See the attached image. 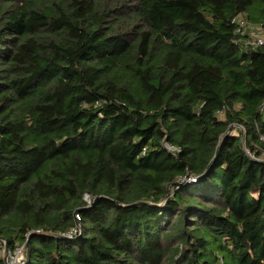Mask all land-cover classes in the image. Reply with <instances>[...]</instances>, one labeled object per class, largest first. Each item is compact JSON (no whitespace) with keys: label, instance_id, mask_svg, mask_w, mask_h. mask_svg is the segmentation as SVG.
<instances>
[{"label":"trees","instance_id":"obj_1","mask_svg":"<svg viewBox=\"0 0 264 264\" xmlns=\"http://www.w3.org/2000/svg\"><path fill=\"white\" fill-rule=\"evenodd\" d=\"M239 15L264 0H0V264H264Z\"/></svg>","mask_w":264,"mask_h":264},{"label":"built area","instance_id":"obj_2","mask_svg":"<svg viewBox=\"0 0 264 264\" xmlns=\"http://www.w3.org/2000/svg\"><path fill=\"white\" fill-rule=\"evenodd\" d=\"M232 23L235 25V33L239 36L237 41L240 42L242 41L241 39H243V46L252 48L264 46V28L261 26H252L248 24L240 15L234 17L232 19ZM258 110L264 115V100L260 103ZM244 137L245 133L242 132L240 139L242 143H244ZM259 140L264 144V134L259 135ZM246 152L251 158H254L249 151L246 150ZM192 180H194V178ZM74 234L75 231H72L67 233L66 236H72ZM20 254H22L21 248H17L13 253L5 252V263H19V260L21 259ZM22 262L23 260L20 263Z\"/></svg>","mask_w":264,"mask_h":264},{"label":"rangeland","instance_id":"obj_3","mask_svg":"<svg viewBox=\"0 0 264 264\" xmlns=\"http://www.w3.org/2000/svg\"><path fill=\"white\" fill-rule=\"evenodd\" d=\"M229 132H231L232 134H235V135L238 134V130H237L236 128H234V127H230ZM84 200H85V201H89V196L85 195ZM76 215H77V214L75 213V216H76ZM77 228H79V224H77ZM6 256H7V255H6ZM20 257H21V259L19 260V263L23 260V254H20Z\"/></svg>","mask_w":264,"mask_h":264},{"label":"water","instance_id":"obj_4","mask_svg":"<svg viewBox=\"0 0 264 264\" xmlns=\"http://www.w3.org/2000/svg\"><path fill=\"white\" fill-rule=\"evenodd\" d=\"M230 130V129H229Z\"/></svg>","mask_w":264,"mask_h":264}]
</instances>
